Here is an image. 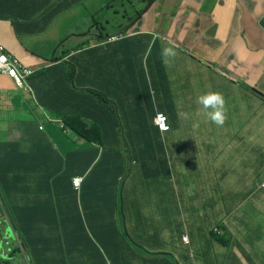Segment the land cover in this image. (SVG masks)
<instances>
[{"label": "crops", "instance_id": "1", "mask_svg": "<svg viewBox=\"0 0 264 264\" xmlns=\"http://www.w3.org/2000/svg\"><path fill=\"white\" fill-rule=\"evenodd\" d=\"M105 1L0 0V45L34 71L27 78L26 92L17 88L11 77L0 75V233L10 232L14 241L21 243L19 248L21 254L25 252V263L36 264L31 250L24 251L15 211L20 214L26 211L37 198L29 190H41L48 185L46 178L57 172L58 161L53 160L49 147L53 145L64 154L88 146L78 135L62 130L64 122L52 115L53 109L95 113L106 130L109 116L105 107L97 103L110 100L114 107L111 122L121 128L125 124L140 126L141 123L144 133L145 115L157 112L167 115L171 127L168 132L160 133L155 126H149L151 129L147 127L140 137L145 140L143 145L153 146L159 157L151 164L154 172L149 175L156 174L161 180L153 179L152 188L135 181L133 166L140 165L127 160V180L122 177L117 182L112 196L117 204L121 233L133 245L148 247L144 251L153 253L147 256L152 258L150 264H215L219 259L208 258V243L217 245L221 253L223 245L205 236L203 247L198 237L217 220L232 218L240 233L253 231L248 236L249 244L254 243L252 238H262L257 233L256 222L249 216L257 215L264 220V168L250 169L251 165L259 166L255 160L245 163L235 158L257 157L264 152V0H156L143 13L136 12L135 6L123 4L122 14L115 6L105 5ZM109 10L114 14V27L128 36L111 42L110 48L106 46L110 42L104 38L105 31L112 33L107 29L108 17L104 16ZM25 13L31 16L25 19L22 17ZM35 19L39 29L29 26ZM45 29L48 30L44 33ZM47 34L59 37L54 46L47 40ZM68 39L66 49L56 52L55 46ZM98 45L104 49L91 51ZM173 45L177 55L168 58L170 63L166 65L161 50ZM41 46L49 54L37 53L38 57L35 50ZM115 52L122 56L119 60ZM132 62L145 67L148 80L143 81V95L133 94L132 73L127 69ZM111 78L112 98L100 101L89 96L70 102L71 89L98 92ZM206 92L223 95L226 115L223 126L208 120L197 103V97ZM182 112H187L190 118L183 119ZM41 135L49 143L41 142ZM125 138H130L129 134L122 135ZM183 142H186L184 147ZM44 151L50 160L38 163L44 159ZM180 157L185 159L183 164ZM254 173L258 174L254 176ZM246 174L251 178L249 188ZM186 175L192 180L181 181ZM83 176L74 178L83 179ZM56 186L60 189L59 182ZM103 188L109 190L110 183L105 181ZM195 188L197 192L191 195L183 191ZM15 189L23 193L13 210ZM73 189L77 191L74 184ZM155 189L163 196L157 195ZM174 197L177 204L173 208L171 203V210L166 201L171 202ZM67 198L62 196L58 202ZM183 198L189 203L182 204ZM93 199L95 204L106 203L96 196ZM239 202L255 205L242 225L233 216ZM35 203L39 210L34 220L55 218L54 202L46 207L40 206L38 199ZM218 205H223L222 210ZM131 215L146 223L138 225L141 239L134 240L129 233ZM200 221L212 224L201 227ZM184 236L188 237V244L183 242ZM15 249L18 248L10 252ZM133 249L141 255L140 248ZM82 252L81 248L70 251L58 264H84ZM18 254L19 250L11 255V260ZM197 255L205 259L197 260ZM111 264L125 262L115 263L112 259Z\"/></svg>", "mask_w": 264, "mask_h": 264}, {"label": "trees", "instance_id": "2", "mask_svg": "<svg viewBox=\"0 0 264 264\" xmlns=\"http://www.w3.org/2000/svg\"><path fill=\"white\" fill-rule=\"evenodd\" d=\"M29 14L25 13L22 17L28 19L31 16ZM29 26L33 29H39L40 27L36 19ZM110 36L109 33L104 34L105 39ZM126 37L128 36H123V38ZM106 46L110 48L111 42L106 43ZM101 49H104V47L98 45L91 51ZM117 52L120 54L126 53L120 50H117ZM118 53L116 54L119 56V60L122 56ZM127 69L132 73L133 94L137 96L143 95L144 93L141 92L143 81L148 80L145 77V67L132 62L127 65ZM111 82L112 78L98 92L95 90L71 89L70 102L72 99H83L89 96H93L100 101L105 97L112 98ZM103 92L105 94L102 96ZM120 95L127 97L128 93H120ZM97 105L105 107L109 116L110 122L106 126V130H104L105 126L98 122L99 117L95 113L89 112L85 114L71 108H51L54 110L52 115L64 122L62 123V130H67L69 134L78 135L81 141H85L88 146L86 145L82 150L70 151L64 154L60 153L53 145L49 147V151L54 156L53 160L58 161L57 172L46 178L48 185L42 187L41 190H38V188L29 190L36 193L37 198L33 200L26 211H21V214L15 211V217L23 234V240L22 238L20 239L23 243L24 251L25 248L31 250L36 264H58L67 253L70 251L74 252L80 248L83 249L81 255L83 256L84 264H111L112 259L115 263L120 261L128 264L129 261L131 264H150L149 260L152 259H148L147 256H152L153 253H145L144 248L133 245V241L121 233L118 224L119 218L117 219V204L113 202L112 196L117 190V182L122 177L124 179L128 170L127 160L135 161L140 165L142 177L145 181L151 182L153 179H160L156 174L154 176L149 175V172H154L149 164L157 162L159 159L157 152L154 151L153 146H144L145 140L140 138L142 134L147 132V127L154 126L153 118L156 113L150 116L148 114L145 115V123L148 125L145 124V131L142 133L141 127L143 125L141 123L140 126L135 124L126 126L125 124L121 128L116 122H111L114 107L110 100L105 104L97 103ZM41 107L44 108V106ZM127 134H129L130 138L122 139V135L125 137ZM43 141L49 143L47 138L41 135V142ZM90 147L100 148L93 150ZM43 154L44 159H41L38 163L49 162L50 159L47 160V151H44ZM73 156L74 159L71 160ZM83 167H85L84 171ZM83 174L80 188L75 191L72 184L73 179L75 176ZM105 181H108L111 185L109 190L101 189ZM57 182L60 183V189L56 186ZM22 193V190L19 189L13 191L14 199L11 201L13 210L16 207V203L22 200ZM62 196L68 198L66 201L63 199L59 203L58 200ZM93 196L101 198L100 200L106 203H92V201H95ZM37 199L42 207L54 202V219L39 222L34 220L39 210L38 204L35 203ZM67 215H69L68 218ZM214 239L223 245L226 263L230 259H234L238 264H245L244 258L249 264H254V259L245 250H243L240 260L233 244L229 240H225L223 236ZM135 246L141 249L138 251L141 255L133 251ZM18 250L21 253V249L18 248L11 255L13 256Z\"/></svg>", "mask_w": 264, "mask_h": 264}, {"label": "rangeland", "instance_id": "3", "mask_svg": "<svg viewBox=\"0 0 264 264\" xmlns=\"http://www.w3.org/2000/svg\"><path fill=\"white\" fill-rule=\"evenodd\" d=\"M156 0H106L104 2L105 5L108 6H115L117 8V10H120L121 14L123 13L121 8L122 5L124 4L125 7L127 6H135L137 8L136 12H144L146 8H150L153 3ZM94 6H96L95 3H93ZM106 17H108V25L109 27L107 28L109 31H111L112 33L117 32L118 30L114 27V23L112 21V17L114 16L113 11L109 10L106 12V14L104 15ZM34 22V21H33ZM105 25H107L106 22H104ZM76 24H72V26H75ZM80 25V24H77ZM48 29L44 30V33L47 31ZM47 40L51 41V44L54 46V42H58L59 37L55 36V37H51L49 34H47ZM70 39L65 40L64 42H61L59 44H57L55 46V51L58 52L62 49H66V45L68 43ZM36 55L38 57H40L37 53H41L44 55L49 54L48 52H46L44 49H42V46L40 47V50H35ZM67 52V51H66ZM44 55H42L44 57ZM51 57V56H50ZM23 91H27V89L23 90ZM244 104V102L242 103ZM186 142H183L182 145L183 147L185 146ZM215 142H212V145H214ZM221 160H223V158H221ZM235 160L239 161H243L245 163H248L251 160H255L256 163H258L259 166H254L251 165L250 169H256V170H260L264 168V152H260L258 153L257 157H244V158H235ZM180 164H183L185 162V159L180 157L179 159ZM149 166L151 167V163L149 164ZM245 169L247 167H244ZM219 170L222 171L223 167H219ZM258 173H254V176H256ZM128 175V172L125 173V177L124 179L127 180L126 176ZM247 178V184L246 186L249 188L251 187V178L250 175L246 174ZM264 176V173L262 175V177ZM132 177L135 179V181H137L138 184H142L143 186L147 187V188H152L150 183L148 181H145L142 177V169L140 166H133V174ZM190 180H192L191 176H184L181 177V181L183 182H189ZM154 182V181H153ZM223 184V183H222ZM239 185V184H237ZM154 189V188H153ZM243 189V188H242ZM241 189V191H242ZM184 192L188 193V194H192L193 192H197V188H195L194 190L192 189H184ZM155 192L157 193V195H161L159 192L155 189ZM223 197L225 198V190L223 188ZM168 195V193H167ZM163 196V195H161ZM169 198V196H168ZM162 203H164V201H161ZM168 203V207L169 209L172 210V207L175 208L176 204H177V200H175V197L172 198V201L170 202L169 199H167L166 201ZM182 204H188L189 202L186 199H182L181 200ZM171 203H172V207H171ZM252 205L250 203H241L239 202L237 208L233 211V216L236 217L235 222L237 224L242 225V221L247 220V212H250V208ZM223 205H218L217 208L219 210H222ZM225 207V211L227 210ZM229 212H227L228 214ZM226 215V212H225ZM250 218H252L257 225V233L262 236V238H252V240L254 241L253 244H249L247 243L248 241H250V238L248 237L251 233H253V231H249V230H243L242 233H240V231L233 225L232 222V218H227L225 220H217L212 226L209 227V229L202 234V232H200L198 239L200 240V245L204 247L205 243L203 242L205 236L208 237H212L214 236V238H218L222 233H224L226 231L227 228V232H226V236L227 238L233 243L234 245V250L239 254V255H243V250H245V252L249 255L252 256V258L254 259L255 263L257 264H263L264 263V220H260L259 217L257 215H250ZM130 222L132 223V227H129V233L131 235H133V239H141L143 237L142 233L139 231L138 229V225L142 226L144 224H146L144 221L140 220L137 221L136 217L131 215L129 216ZM161 219V217L159 218ZM120 220V218H119ZM229 221V222H228ZM251 224H253L252 222H249ZM201 227H207L208 225H211L212 223L210 222H203L200 221ZM215 226H217L218 228L221 229L220 234L218 235L216 233V229ZM135 236V237H134ZM241 236V237H240ZM21 247V243L19 241H14L12 235L10 232H3L0 233V258L3 259L4 261H2V264H26L25 262V252L23 254H18L17 256L14 257L13 260H11V254L12 252H10L13 248H19ZM206 247V246H205ZM146 249H148V247H144ZM191 251V250H190ZM208 258H213L214 256H216L219 261L216 260L215 264H238L234 259H230L227 263L225 262L226 256L223 255L219 250L217 245L212 246L210 243H208ZM193 252V251H192ZM191 252V253H192ZM194 256V255H193ZM193 256H191L192 258H194ZM197 260H204L205 257L202 255H197L196 257ZM243 261L245 262V264H249L244 258Z\"/></svg>", "mask_w": 264, "mask_h": 264}, {"label": "clouds", "instance_id": "4", "mask_svg": "<svg viewBox=\"0 0 264 264\" xmlns=\"http://www.w3.org/2000/svg\"><path fill=\"white\" fill-rule=\"evenodd\" d=\"M121 30H123V28H120ZM104 34H106V31L104 32ZM111 36L109 38H107V40L109 42H113V41H116V40H119L121 38H123V36H127V34H124L122 32H115V33H111L110 34ZM177 55V52L175 50V45L173 46H168V47H164L162 50H161V57L163 59V62L167 65L170 63L169 59L168 58H174L175 56ZM34 72V71H33ZM31 76V75H30ZM26 85H27V79H26ZM17 87V86H16ZM18 88V87H17ZM27 89L28 90V85L27 87L23 88L22 90H25ZM197 103L199 105L202 106V109L204 110V114L206 116V118L208 120H210L211 122H213L214 124H216L217 126H223V124L225 123V119H226V115H225V100H224V97L221 93L219 92H206L204 94H201L197 97ZM158 113H163L166 117L167 115L164 113V112H157L156 115ZM155 115V116H156ZM154 116V117H155ZM180 116L187 120L189 119V114L187 112H182L180 113ZM154 119V118H153ZM167 122H168V125H169V121H168V117H167ZM154 124V122H153ZM63 125L61 124V127ZM155 126V125H154ZM198 125H194V127H197ZM156 127V126H155ZM170 127V125H169ZM157 128V127H156ZM171 128V127H170ZM41 129V128H40ZM157 130L159 131V129L157 128ZM170 130V129H169ZM160 133H165V132H161L159 131ZM168 132V131H167ZM75 179V178H74ZM74 179H73V184L75 186L76 189H79L80 188V184H81V181H82V178L80 183H79V186H76L75 183H74ZM215 229H216V233L219 235L220 232H221V229L218 228L217 226H215ZM226 232H227V228H226V231L224 233H222L220 236H223L225 240H229L226 236ZM185 237V236H184ZM183 237V238H184ZM214 239V238H213ZM183 240V239H182ZM214 241H218V240H215ZM230 241V240H229ZM184 242V241H183ZM231 242V241H230ZM185 243V242H184ZM188 243H189V240H188ZM186 243V244H188ZM232 243V242H231ZM233 244V243H232ZM234 247V245H233ZM224 251V250H223ZM222 254L224 255V252H222ZM239 255V254H238ZM241 258H242V255H239ZM226 261V259H225ZM253 262L255 263V261L253 260Z\"/></svg>", "mask_w": 264, "mask_h": 264}, {"label": "built area", "instance_id": "5", "mask_svg": "<svg viewBox=\"0 0 264 264\" xmlns=\"http://www.w3.org/2000/svg\"><path fill=\"white\" fill-rule=\"evenodd\" d=\"M33 74V70L23 64L17 57L12 55L5 46L0 45V75H7L13 79L19 89L27 87L26 79ZM154 125L161 132L169 131L170 127L167 117L163 113H158L153 119ZM81 179L75 178L74 183L79 186ZM188 243V237L183 238Z\"/></svg>", "mask_w": 264, "mask_h": 264}, {"label": "flooded vegetation", "instance_id": "6", "mask_svg": "<svg viewBox=\"0 0 264 264\" xmlns=\"http://www.w3.org/2000/svg\"><path fill=\"white\" fill-rule=\"evenodd\" d=\"M2 261H4V260L0 258V264H2ZM6 264H7V262H6Z\"/></svg>", "mask_w": 264, "mask_h": 264}]
</instances>
